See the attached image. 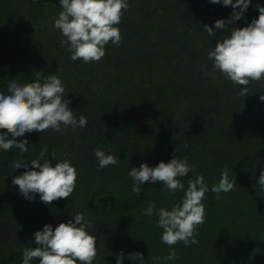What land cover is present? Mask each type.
I'll list each match as a JSON object with an SVG mask.
<instances>
[{
    "label": "trees",
    "instance_id": "1",
    "mask_svg": "<svg viewBox=\"0 0 264 264\" xmlns=\"http://www.w3.org/2000/svg\"><path fill=\"white\" fill-rule=\"evenodd\" d=\"M128 3L117 26L121 44L109 43L101 61L84 63L71 59L53 27L60 0H0V93L8 94L9 80L23 84L38 71L54 74L76 117L87 118L83 128L17 137L29 142L22 156L16 148L0 149V264H22L23 249L36 246L35 231L46 223L55 228L78 212L93 225L88 229L96 237L93 264H116L122 251V264H140L129 257L137 251L144 264H153L152 257H164L169 246L161 240L156 212L145 216L143 210L150 202L157 210L171 209L183 192L145 182L138 195L128 172L141 163H167L173 154L197 165L195 173L180 178L185 189L187 179L202 174L209 191L202 201L205 222L197 229L198 243H177L173 247L179 259L166 264H264V192L258 187L264 170V80L251 82L248 95L241 97L242 86L213 73L207 56L217 40L230 34L229 28L258 18L256 5L264 6V0H251L241 19L226 23L228 28L212 37L203 24L215 30L217 19H229L231 6L210 0ZM44 147L53 163V151L60 161L67 153L78 173L70 197L49 205L38 194L26 199L12 184L14 176L31 170L30 160ZM97 147L119 162L98 169ZM19 159L29 168L14 169ZM225 167L237 183L217 199L211 187ZM33 264H39L38 258Z\"/></svg>",
    "mask_w": 264,
    "mask_h": 264
},
{
    "label": "clouds",
    "instance_id": "2",
    "mask_svg": "<svg viewBox=\"0 0 264 264\" xmlns=\"http://www.w3.org/2000/svg\"><path fill=\"white\" fill-rule=\"evenodd\" d=\"M214 4L231 6L233 11L227 21L217 19L215 30L203 24L204 30L212 37L216 30H224L227 24H234L243 17L251 0H210ZM61 11L54 17L53 27L62 35L60 45L71 54L73 61L96 63L105 56V46L109 43L119 46L122 35L117 27L124 12L129 9L128 0H60ZM259 10L255 18L245 27H232L230 34L217 40L215 47L208 51V59L213 61V73L219 72L234 85L242 86L239 96L249 93L251 82L264 80V6L256 5ZM239 9V10H237ZM8 94L0 93V149H19L21 156L28 151V140H17V137L33 131L45 132L52 129L63 133L69 127L75 129L87 126L84 115L76 117L69 107L70 101L64 98L65 88L62 80L54 74L44 76L41 71L35 73L30 83H18L9 80ZM264 101V94L260 95ZM10 134V135H9ZM187 147V145H186ZM44 147L37 158L30 160L31 170L14 176L12 184L18 186L20 194L28 200L39 195L45 204L58 199L69 198L74 192L77 181V170L72 165L68 154L65 159L56 160L55 152L51 154L55 163L48 159ZM98 161V169L114 166L119 162L117 156L106 154L102 148L94 150ZM14 169L29 168L28 162L22 159L14 161ZM197 165H189L188 157L173 158L165 163L160 161L155 167L147 163L129 170L133 181L132 191L140 195L141 185L145 182L163 185L162 190L175 193L183 192L181 201L172 205L171 209H156L155 202H150L143 215L158 217L157 227L161 228V240L169 246L164 257H152L153 264H166L179 259L173 247L182 242L185 246L198 243L197 229L205 222V206L202 201L209 191L202 174L187 179V188L180 178L195 173ZM235 179L229 178V170L225 167L218 183L213 184L211 191L219 199L220 193L234 190ZM257 186V185H256ZM258 187L264 192V170L260 171ZM92 222L85 219L83 212L76 213L68 221L59 223L55 228L45 224L42 230L33 233L35 247H25L22 251V264H33L38 258L39 264H93L97 256L96 237L88 232ZM134 261L144 264L143 254L139 251L129 254ZM123 251L117 256L116 264H122Z\"/></svg>",
    "mask_w": 264,
    "mask_h": 264
}]
</instances>
